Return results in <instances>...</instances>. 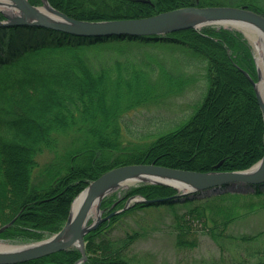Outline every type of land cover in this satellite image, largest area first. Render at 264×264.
Here are the masks:
<instances>
[{"label": "trees", "instance_id": "1", "mask_svg": "<svg viewBox=\"0 0 264 264\" xmlns=\"http://www.w3.org/2000/svg\"><path fill=\"white\" fill-rule=\"evenodd\" d=\"M41 4V0H31ZM68 16L84 20L145 17L196 0H50ZM223 0H199L201 5H222ZM263 10L256 0H240ZM0 18H3L0 12ZM135 41L128 46L119 41ZM184 45L206 62L209 81L205 96L190 117L175 127L151 131L141 144L123 139V116L139 107L166 102L182 91L187 80L161 84L156 73L165 60L149 46ZM256 77L252 48L237 31L212 26L180 30L166 37H95L35 26L0 27V225L17 216L1 238L28 241L56 232L67 220L70 205L88 179L120 164L153 163L172 168L208 171L249 168L263 157L264 122L252 83L241 68ZM185 90V88H184ZM170 128V129H168ZM167 129V130H166ZM79 134L78 146L66 164L36 170L38 158L52 152L59 139ZM59 165V164H58ZM39 175V176H38ZM248 193L222 192L206 198H174L177 189L147 184L122 191L125 198L142 194L164 202L134 206L103 222L85 236V264H138L129 256L140 231L113 236L112 227L125 215L155 205H167L176 243L196 247V222L217 243L234 241L246 249L264 237L232 234L234 222L264 213V187ZM116 193L103 201L111 207ZM123 201H121V206ZM184 205L186 211L179 212ZM245 257L203 259L202 264H264ZM254 254V250H253ZM81 251L69 248L15 264H75Z\"/></svg>", "mask_w": 264, "mask_h": 264}, {"label": "water", "instance_id": "2", "mask_svg": "<svg viewBox=\"0 0 264 264\" xmlns=\"http://www.w3.org/2000/svg\"><path fill=\"white\" fill-rule=\"evenodd\" d=\"M143 1L151 2V0ZM0 12L5 16L3 20L0 19V26L39 25L79 35L109 36L116 34L123 36H147L168 34L169 32L180 31L181 29L199 28L203 25L217 24L236 27L244 33H246V26H248L264 40V15L252 11L246 5L244 7L228 5L199 7L190 5L170 9L147 17L88 21L68 16L63 11L53 7L49 0H42V5L36 6L30 0H0ZM256 67L258 80L252 78L249 72L244 71V73L251 80L256 91L264 122V59L261 64L257 59ZM220 164L221 162L216 165V168ZM143 182L167 184L174 188L185 189L186 193L209 189V187L229 184L231 182L263 184L264 153L259 161L254 163L250 168L242 169L241 171L184 170L161 166L155 162L151 164L143 162L141 164L131 163L130 165H120L119 167L109 169V171L104 172L97 179L90 181L88 186L77 195L71 206L66 223L57 233L35 242L9 244L12 247L0 248V264L25 262L26 260L56 253L57 251L67 250L72 246L80 248L82 251V257L76 263L82 264L87 259L85 235L97 228L104 220L110 219L111 215L118 212L114 211L102 217L103 209L100 205L103 199L123 185ZM133 200L147 203L163 201V199L147 200L145 197L135 195L127 201L126 208L131 206ZM94 210L96 211V217L93 221L89 222ZM14 219L0 226V233L12 225Z\"/></svg>", "mask_w": 264, "mask_h": 264}, {"label": "rangeland", "instance_id": "3", "mask_svg": "<svg viewBox=\"0 0 264 264\" xmlns=\"http://www.w3.org/2000/svg\"><path fill=\"white\" fill-rule=\"evenodd\" d=\"M238 0H223V4L234 5ZM264 6V0H258ZM219 27V26H214ZM231 28L226 26L218 29ZM245 39V38H244ZM249 41L253 47L254 56L257 55V45L252 40ZM121 44L133 46L135 41L130 40L119 41ZM157 44V46H149L157 56H161L165 60L164 67L156 73L159 83L171 84L176 79L189 80L185 83L183 90L176 92L166 102L160 105H150V107H139L123 116V139L129 144H141L148 142L152 138H145V134L151 131L162 130L163 127H175L176 124L184 122L190 117L194 106L205 96L209 85L205 73L206 62L195 56L193 50L184 45L178 44ZM260 44V42H259ZM257 57V56H256ZM206 85V86H205ZM185 88V90H184ZM180 94V95H176ZM177 120V121H176ZM176 122V123H175ZM175 123V124H174ZM170 129V128H168ZM167 130V129H166ZM79 134L72 133L63 135L59 139V144L52 152L42 153L38 158L36 172L42 175L43 170L50 166H60L66 164L68 153H73L75 146H78L76 138ZM59 164V165H58ZM38 175V176H39ZM128 187L121 188V190ZM222 191L248 192L252 189L245 184H231ZM220 190V191H221ZM218 190H209L198 192V194L190 197L203 198L210 194L220 192ZM121 197L123 194H117ZM184 205L178 206V211H186ZM17 218V216H14ZM174 215L169 207H155L144 210H137L132 214L125 215L122 219L112 227L113 236H123L126 233H132L134 230L140 231L141 235L137 239L129 251V256L138 264H202L203 259H220L222 255L228 257H245L250 253L251 263L257 258H264V237L260 241L252 243L251 250L246 249L241 243L234 241L233 243L226 241L217 243L210 235L202 230L203 224L196 222L197 232L194 233L198 237L196 247H184L177 245L175 232L172 230L171 222ZM13 218V217H12ZM264 230V213H256L242 220L236 221L230 227L232 234H255ZM54 232H52L53 234ZM51 235V233H46ZM254 250V254H253Z\"/></svg>", "mask_w": 264, "mask_h": 264}, {"label": "bare ground", "instance_id": "4", "mask_svg": "<svg viewBox=\"0 0 264 264\" xmlns=\"http://www.w3.org/2000/svg\"><path fill=\"white\" fill-rule=\"evenodd\" d=\"M245 32L250 35L251 39L254 41L255 45H257L258 48V60L259 63L261 64L264 59V40L259 37V34H256L252 31V29L248 26L245 28ZM261 42V44H259ZM12 247L10 246L7 242H0V248H9Z\"/></svg>", "mask_w": 264, "mask_h": 264}]
</instances>
